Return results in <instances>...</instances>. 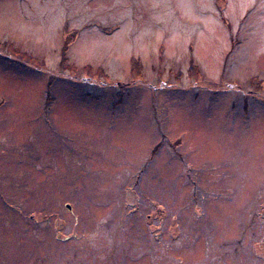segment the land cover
I'll use <instances>...</instances> for the list:
<instances>
[{"label": "rangeland", "instance_id": "obj_1", "mask_svg": "<svg viewBox=\"0 0 264 264\" xmlns=\"http://www.w3.org/2000/svg\"><path fill=\"white\" fill-rule=\"evenodd\" d=\"M0 264H264V0H0Z\"/></svg>", "mask_w": 264, "mask_h": 264}, {"label": "trees", "instance_id": "obj_2", "mask_svg": "<svg viewBox=\"0 0 264 264\" xmlns=\"http://www.w3.org/2000/svg\"><path fill=\"white\" fill-rule=\"evenodd\" d=\"M12 46V45H11ZM4 47H5V44H4ZM10 50H12L15 54H17L18 55V50L17 49H15V48H10ZM63 59H64V56L62 55V59H61V62H60V64H62L63 63Z\"/></svg>", "mask_w": 264, "mask_h": 264}]
</instances>
